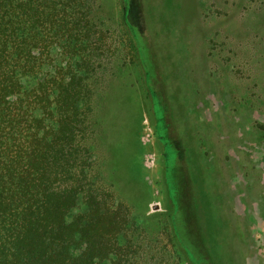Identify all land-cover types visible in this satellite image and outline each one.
Masks as SVG:
<instances>
[{
  "label": "rangeland",
  "instance_id": "obj_1",
  "mask_svg": "<svg viewBox=\"0 0 264 264\" xmlns=\"http://www.w3.org/2000/svg\"><path fill=\"white\" fill-rule=\"evenodd\" d=\"M32 6L37 37H53L33 83L56 81L48 105L54 119L65 115L71 143L82 137L69 155L82 154L80 179L115 192L88 195L82 208L110 209L99 228L120 235L115 264H257L264 0Z\"/></svg>",
  "mask_w": 264,
  "mask_h": 264
},
{
  "label": "trees",
  "instance_id": "obj_2",
  "mask_svg": "<svg viewBox=\"0 0 264 264\" xmlns=\"http://www.w3.org/2000/svg\"><path fill=\"white\" fill-rule=\"evenodd\" d=\"M28 3L26 12L23 0H0V264H115L120 235L99 228L110 209L82 210L88 195L115 192L80 179L82 154L69 155L82 137L71 143L65 115L54 119L48 105L56 81L33 83L53 37H37L42 21Z\"/></svg>",
  "mask_w": 264,
  "mask_h": 264
},
{
  "label": "crops",
  "instance_id": "obj_3",
  "mask_svg": "<svg viewBox=\"0 0 264 264\" xmlns=\"http://www.w3.org/2000/svg\"><path fill=\"white\" fill-rule=\"evenodd\" d=\"M263 246V245H262ZM257 264H264V255L261 257L260 255L256 256Z\"/></svg>",
  "mask_w": 264,
  "mask_h": 264
},
{
  "label": "bare ground",
  "instance_id": "obj_4",
  "mask_svg": "<svg viewBox=\"0 0 264 264\" xmlns=\"http://www.w3.org/2000/svg\"><path fill=\"white\" fill-rule=\"evenodd\" d=\"M128 6V5H127ZM149 72V71H148ZM188 240V239H187ZM189 243V242H188Z\"/></svg>",
  "mask_w": 264,
  "mask_h": 264
}]
</instances>
